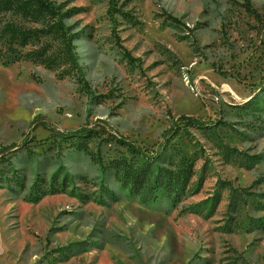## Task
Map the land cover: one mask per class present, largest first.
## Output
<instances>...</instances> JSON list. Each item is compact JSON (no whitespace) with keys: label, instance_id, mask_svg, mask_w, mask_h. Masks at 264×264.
<instances>
[{"label":"rangeland","instance_id":"374dc122","mask_svg":"<svg viewBox=\"0 0 264 264\" xmlns=\"http://www.w3.org/2000/svg\"><path fill=\"white\" fill-rule=\"evenodd\" d=\"M53 1L71 11L91 93L40 64L0 61V263L264 264V0H249L256 17L243 0H120L132 65L107 0ZM180 116L207 124L171 143L194 172L175 207L139 205L39 125L101 133L105 122L88 146L107 162L124 153L109 135L151 149Z\"/></svg>","mask_w":264,"mask_h":264},{"label":"trees","instance_id":"16d2710c","mask_svg":"<svg viewBox=\"0 0 264 264\" xmlns=\"http://www.w3.org/2000/svg\"><path fill=\"white\" fill-rule=\"evenodd\" d=\"M120 0H107V18L111 25L110 35L129 64L136 63L122 46L118 37L117 16H126ZM244 8L256 17L249 0H243ZM71 11L65 9V4L53 0H0V61L4 65L30 61L44 68L56 71L60 78L72 76L81 92L90 95L88 81L83 74L80 58L76 52L75 40L77 34L65 24ZM170 127L161 135L160 142L153 148L137 146L128 138L120 135H109L113 143L124 153L113 156L106 161L100 153L89 150L88 140L104 135L109 127L102 124V132H96L93 127L79 128L71 132H58L44 122H39L53 136L63 140H74L76 149L89 155L96 163L102 176L113 174L119 187L127 191L139 205L149 206L163 199L170 206L177 205L187 194L190 180L194 174L193 163L184 156L173 161L171 143L182 128L204 127L202 122L193 117L180 116L171 118ZM107 126V127H105ZM15 146L8 147L12 150ZM108 198L115 201L116 195L104 188ZM99 203L105 204L103 200Z\"/></svg>","mask_w":264,"mask_h":264},{"label":"crops","instance_id":"0c3cea01","mask_svg":"<svg viewBox=\"0 0 264 264\" xmlns=\"http://www.w3.org/2000/svg\"><path fill=\"white\" fill-rule=\"evenodd\" d=\"M2 238H3V228L0 226V258L2 256V249H3ZM10 264H13V263H10Z\"/></svg>","mask_w":264,"mask_h":264}]
</instances>
